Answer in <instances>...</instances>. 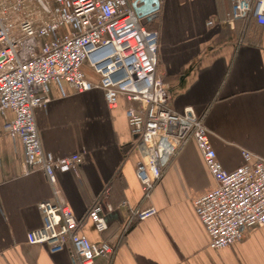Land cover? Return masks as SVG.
<instances>
[{"label": "crops", "instance_id": "obj_1", "mask_svg": "<svg viewBox=\"0 0 264 264\" xmlns=\"http://www.w3.org/2000/svg\"><path fill=\"white\" fill-rule=\"evenodd\" d=\"M159 4L158 72L170 108L203 117L222 170L240 167L242 150L264 159V25L254 18L229 22L230 0ZM47 98L34 123L42 150L56 158L82 156L77 173L56 174L61 198L89 242L112 248L96 264H264V227L244 231L228 248L208 247L193 201L214 181L192 140L171 158L145 202L135 173L137 137L125 115L130 103L119 96L109 109L102 91L76 94L66 84H51ZM13 117L7 111L0 125ZM23 158L20 140L0 128V264H76L67 251L52 254L27 243L26 234L42 223L38 205L57 200L42 171L23 174ZM104 190L111 211L105 210L106 229L99 233L85 215ZM150 206L153 217L134 219Z\"/></svg>", "mask_w": 264, "mask_h": 264}, {"label": "built area", "instance_id": "obj_2", "mask_svg": "<svg viewBox=\"0 0 264 264\" xmlns=\"http://www.w3.org/2000/svg\"><path fill=\"white\" fill-rule=\"evenodd\" d=\"M230 3L229 22L254 18L264 25V0ZM157 51L158 33L140 23L130 0H0V116L7 111L14 116L0 128L22 143L23 174L42 171L57 200L38 205L42 223L26 234L28 244L52 254L67 251L76 264H96L112 253L107 243L89 242L80 233L81 220L61 198L56 174L77 173L82 156L56 158L42 150L35 114L46 111L51 84H66L76 94L100 90L109 109L119 96L130 103L125 115L137 137L135 173L145 202L171 158L194 142L214 181L209 193L193 201L210 250L238 244L244 231L264 227V159L242 150L243 164L222 170L203 117L176 113L168 105ZM106 194L85 215L99 233L106 229L105 210L111 211L102 202ZM133 214L143 222L156 210L150 206Z\"/></svg>", "mask_w": 264, "mask_h": 264}, {"label": "water", "instance_id": "obj_3", "mask_svg": "<svg viewBox=\"0 0 264 264\" xmlns=\"http://www.w3.org/2000/svg\"><path fill=\"white\" fill-rule=\"evenodd\" d=\"M130 2L137 18L139 20L147 18L148 22L155 17L160 6L159 0H130Z\"/></svg>", "mask_w": 264, "mask_h": 264}, {"label": "trees", "instance_id": "obj_4", "mask_svg": "<svg viewBox=\"0 0 264 264\" xmlns=\"http://www.w3.org/2000/svg\"><path fill=\"white\" fill-rule=\"evenodd\" d=\"M160 2H161V0H159V3ZM145 27L149 31H157V29H158V20H157V18H153L150 22H148V24L145 25Z\"/></svg>", "mask_w": 264, "mask_h": 264}, {"label": "rangeland", "instance_id": "obj_5", "mask_svg": "<svg viewBox=\"0 0 264 264\" xmlns=\"http://www.w3.org/2000/svg\"><path fill=\"white\" fill-rule=\"evenodd\" d=\"M148 20H149V19H147V18L142 19V20H140V23H141L142 25H145V24L148 22Z\"/></svg>", "mask_w": 264, "mask_h": 264}]
</instances>
